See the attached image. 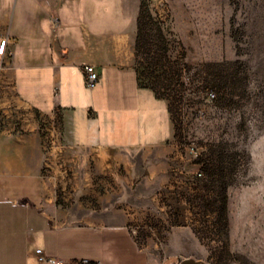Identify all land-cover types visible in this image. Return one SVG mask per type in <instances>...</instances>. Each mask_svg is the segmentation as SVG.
<instances>
[{
    "label": "rangeland",
    "instance_id": "obj_1",
    "mask_svg": "<svg viewBox=\"0 0 264 264\" xmlns=\"http://www.w3.org/2000/svg\"><path fill=\"white\" fill-rule=\"evenodd\" d=\"M141 1L138 74L175 99L173 150L98 176L44 121L52 215L124 224L151 264H264V0Z\"/></svg>",
    "mask_w": 264,
    "mask_h": 264
},
{
    "label": "crops",
    "instance_id": "obj_2",
    "mask_svg": "<svg viewBox=\"0 0 264 264\" xmlns=\"http://www.w3.org/2000/svg\"><path fill=\"white\" fill-rule=\"evenodd\" d=\"M139 6L140 0H0V35L8 36L9 51L0 70V264H45L37 247L65 264H151L124 224L55 219L42 173L45 122L58 124L63 143L77 147L84 167L86 155L98 176L130 172L133 150L146 162L150 148L173 150L166 101L136 79ZM86 64L98 71L94 88L84 84Z\"/></svg>",
    "mask_w": 264,
    "mask_h": 264
},
{
    "label": "built area",
    "instance_id": "obj_3",
    "mask_svg": "<svg viewBox=\"0 0 264 264\" xmlns=\"http://www.w3.org/2000/svg\"><path fill=\"white\" fill-rule=\"evenodd\" d=\"M8 46V36L0 35V70L5 66V61L9 55L7 49ZM83 81L87 88H94L98 83L99 74L95 67L91 64H86L82 67ZM210 97L214 96L213 92L209 93ZM36 257L38 260L45 264H65V261L56 256H48L39 247L34 249ZM83 263H87V260H82Z\"/></svg>",
    "mask_w": 264,
    "mask_h": 264
},
{
    "label": "trees",
    "instance_id": "obj_4",
    "mask_svg": "<svg viewBox=\"0 0 264 264\" xmlns=\"http://www.w3.org/2000/svg\"><path fill=\"white\" fill-rule=\"evenodd\" d=\"M143 11H144L143 3L140 0V6H139V11H138L137 20H136V38H135V45H134V53H135V60H136V66H135L136 79H137V82H138V84L140 86L147 87V88L151 89L154 92L156 97L164 98L167 101V110H168V112L170 114V119H171V122L173 124V127L175 128V117H174V111H173V108H172L173 107L172 106V101L174 102L175 99L173 98L172 94L168 91V88H165L166 92L161 93V92L158 91L157 87L153 83H150L148 85L140 83V78H139V74L140 73H139L138 68H137V65H138V60H137L138 59V50L137 49H138V44H139L140 38H141V33H140V31H141V13ZM158 35L159 36L161 35L160 31H159ZM166 52H167V50H166ZM164 56H166V54Z\"/></svg>",
    "mask_w": 264,
    "mask_h": 264
}]
</instances>
